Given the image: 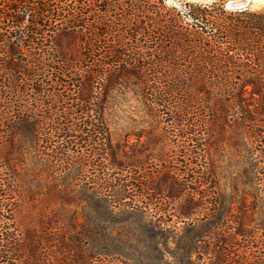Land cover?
I'll list each match as a JSON object with an SVG mask.
<instances>
[{
    "label": "trees",
    "instance_id": "16d2710c",
    "mask_svg": "<svg viewBox=\"0 0 264 264\" xmlns=\"http://www.w3.org/2000/svg\"><path fill=\"white\" fill-rule=\"evenodd\" d=\"M115 87L139 88L158 121L146 149L112 140ZM224 141L249 169L237 216L213 200ZM126 211L158 246L185 225L189 264H264V9L0 0V264H123L101 258Z\"/></svg>",
    "mask_w": 264,
    "mask_h": 264
},
{
    "label": "rangeland",
    "instance_id": "374dc122",
    "mask_svg": "<svg viewBox=\"0 0 264 264\" xmlns=\"http://www.w3.org/2000/svg\"><path fill=\"white\" fill-rule=\"evenodd\" d=\"M185 1L168 0V3H183ZM214 1L217 0L208 3ZM230 1L234 0H223L226 10L228 9L225 4ZM252 9H264V3ZM21 51L19 50V52ZM139 93L140 90L137 87L127 89L115 87L105 101L104 122L109 129L112 140L121 146L123 152H128L132 146L136 149H146L145 145L148 140H155V136L160 133L158 121L144 107ZM224 143L219 148L218 142L213 145L208 156L215 187L213 200L216 201L217 205L219 204V207H222V210L227 209V207L231 209L226 215L237 216L241 213V203L245 202L248 205L251 202L247 193L251 189V184L249 178L243 175L244 172L248 173L249 169L247 165L246 168L243 167L240 162V156L245 155V153L240 154L237 150L228 147L227 141ZM148 145L152 147L150 141ZM216 214H218V206ZM194 218L192 216L191 220ZM112 223H106L103 226L106 237L112 240L107 248L108 250L114 249L117 255L112 256V258H101V261H121L123 264H189L190 239L186 234L188 230L185 225L176 224L174 218L166 225L169 229L167 234L170 238H161L160 246L155 244V241L145 233L141 215L139 216L137 213L132 211L120 213L112 220ZM173 226L176 227V231H173ZM228 232L234 233V230ZM203 241L202 245L197 244L198 250L203 254L199 260L208 263L213 255H210L209 250L203 248L208 240L204 238ZM260 244H264V240L260 239ZM249 253L250 251L246 255ZM240 254H242L241 251ZM192 260H196L195 255L192 256Z\"/></svg>",
    "mask_w": 264,
    "mask_h": 264
},
{
    "label": "water",
    "instance_id": "95a60500",
    "mask_svg": "<svg viewBox=\"0 0 264 264\" xmlns=\"http://www.w3.org/2000/svg\"><path fill=\"white\" fill-rule=\"evenodd\" d=\"M168 1V0H167ZM175 1V0H172ZM189 2H197V3H208L212 0H186ZM229 9L227 8V3L225 4V7L228 10H245L248 8H254L261 6L262 3H264V0H234L230 1Z\"/></svg>",
    "mask_w": 264,
    "mask_h": 264
},
{
    "label": "bare ground",
    "instance_id": "6f19581e",
    "mask_svg": "<svg viewBox=\"0 0 264 264\" xmlns=\"http://www.w3.org/2000/svg\"><path fill=\"white\" fill-rule=\"evenodd\" d=\"M230 3H231V2H228V3H227V8H228V9H229V5H230Z\"/></svg>",
    "mask_w": 264,
    "mask_h": 264
}]
</instances>
